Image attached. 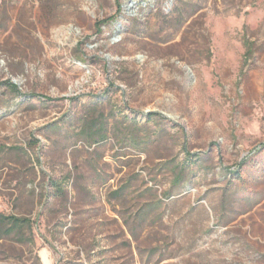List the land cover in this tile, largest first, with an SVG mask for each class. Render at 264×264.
Returning <instances> with one entry per match:
<instances>
[{
    "label": "rangeland",
    "instance_id": "1",
    "mask_svg": "<svg viewBox=\"0 0 264 264\" xmlns=\"http://www.w3.org/2000/svg\"><path fill=\"white\" fill-rule=\"evenodd\" d=\"M0 215V264H264V0H0Z\"/></svg>",
    "mask_w": 264,
    "mask_h": 264
},
{
    "label": "trees",
    "instance_id": "2",
    "mask_svg": "<svg viewBox=\"0 0 264 264\" xmlns=\"http://www.w3.org/2000/svg\"><path fill=\"white\" fill-rule=\"evenodd\" d=\"M4 85L11 89L15 94L19 93L17 87L11 82H6ZM23 223H25L24 220H20L14 217H4L0 215V239L4 236H9L15 229L22 226ZM1 232H3V234H1Z\"/></svg>",
    "mask_w": 264,
    "mask_h": 264
}]
</instances>
